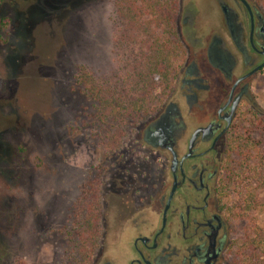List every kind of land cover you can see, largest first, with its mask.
I'll list each match as a JSON object with an SVG mask.
<instances>
[{
	"label": "rangeland",
	"instance_id": "374dc122",
	"mask_svg": "<svg viewBox=\"0 0 264 264\" xmlns=\"http://www.w3.org/2000/svg\"><path fill=\"white\" fill-rule=\"evenodd\" d=\"M256 7L264 17V0ZM113 16L112 0L0 1V264H101L109 259L115 234L103 220L98 232L106 236L102 249L92 252L96 256L80 260L70 252V237L79 200L95 194L101 178L106 189L107 173H115L114 166L96 173L94 165L110 155L139 160L132 150L145 146L138 128L146 119L132 122L116 140L106 139L114 131L90 121V100L75 78L82 67L96 75L122 67L126 49L114 44ZM252 90L257 110L237 116L254 121L253 112L264 108V70L254 77ZM171 91L147 120L176 100ZM255 124L249 128L254 137L260 130ZM160 155L154 157L159 161ZM256 156L264 160V151ZM141 168L148 180L159 169L144 161ZM236 195L237 189L226 202L233 205ZM233 214L227 264H264V205ZM246 232L254 240L250 245L243 240ZM240 250H251V260H242Z\"/></svg>",
	"mask_w": 264,
	"mask_h": 264
},
{
	"label": "flooded vegetation",
	"instance_id": "af4514ba",
	"mask_svg": "<svg viewBox=\"0 0 264 264\" xmlns=\"http://www.w3.org/2000/svg\"><path fill=\"white\" fill-rule=\"evenodd\" d=\"M244 1L248 8L240 0H178L185 55L173 80L176 100L138 128L145 146L132 151L139 160L119 154L94 165L96 173L115 167L106 189L102 178L97 183L101 221L115 234L101 264H227L233 220L218 199L222 141L237 115L257 110L252 82L264 70V17ZM198 128L207 130L188 150ZM142 161L159 168L151 180Z\"/></svg>",
	"mask_w": 264,
	"mask_h": 264
},
{
	"label": "trees",
	"instance_id": "16d2710c",
	"mask_svg": "<svg viewBox=\"0 0 264 264\" xmlns=\"http://www.w3.org/2000/svg\"><path fill=\"white\" fill-rule=\"evenodd\" d=\"M260 1L251 0L254 4ZM112 6L114 44L126 49L121 54L125 57L123 62H119L122 67L107 75H96L82 67L75 74L90 100V121L103 124L107 132L114 131L105 136L109 141L119 138L117 133L132 122L147 120L172 90L185 55L176 29L178 0H112ZM253 113L254 121L237 116L222 141L217 191L222 201L237 189L233 205L225 200L231 221L236 217L233 211L238 208L251 211L264 205V160L256 156L264 151V108ZM254 123L260 126L256 137L249 135ZM111 143L107 145L111 147ZM98 197L96 192L92 196L83 195L77 205L70 252L76 253L80 260L104 246L105 233L98 232L101 221ZM250 234L244 233L243 239L249 245L254 242L249 239ZM237 253L242 260L252 258L251 250L248 254L241 250Z\"/></svg>",
	"mask_w": 264,
	"mask_h": 264
},
{
	"label": "water",
	"instance_id": "95a60500",
	"mask_svg": "<svg viewBox=\"0 0 264 264\" xmlns=\"http://www.w3.org/2000/svg\"><path fill=\"white\" fill-rule=\"evenodd\" d=\"M240 1L244 4V6H245L246 8H248V7H247V4L245 3L244 0H240ZM263 26H264V25H263ZM263 31H264V28H263ZM263 64H264V61L260 64V66H262ZM228 124H229V120L226 119V126H227ZM199 130L205 131V130H207V128H198V129H196V130L193 132V134H192V136H191V138H190V140H189V142H188V150L190 149L191 142H192V139H193V137H194V134H195L197 131H199ZM171 156H172V160H171V167H170V170H171V172L173 173V169H174V167H175L176 158H175V155H174V153H173L172 151H171ZM174 188H175V186L172 184V187H171V190H170V193H169V196H168V197H170V195L172 194Z\"/></svg>",
	"mask_w": 264,
	"mask_h": 264
}]
</instances>
